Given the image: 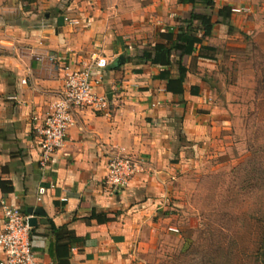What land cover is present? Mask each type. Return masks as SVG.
<instances>
[{"label": "crops", "instance_id": "0c3cea01", "mask_svg": "<svg viewBox=\"0 0 264 264\" xmlns=\"http://www.w3.org/2000/svg\"><path fill=\"white\" fill-rule=\"evenodd\" d=\"M29 2L0 0V182L12 188L0 189V203L36 219L30 239L41 264H139L153 227L170 221L179 176L230 124L204 78L215 60L201 58L200 46L192 56L173 51L170 67L145 63L143 52L168 47L161 35L172 32L174 40L193 12L213 15L204 45L216 53L227 26L241 23L256 0H214V10L179 0ZM219 10L228 17H218ZM96 59L107 65L93 69V89L108 99L109 114L75 112L64 147L41 169L36 127L62 95L64 68L81 71ZM177 63L187 72L184 92L173 94L158 76L169 70L176 79ZM121 152L139 172L125 190L110 192L107 161Z\"/></svg>", "mask_w": 264, "mask_h": 264}, {"label": "rangeland", "instance_id": "374dc122", "mask_svg": "<svg viewBox=\"0 0 264 264\" xmlns=\"http://www.w3.org/2000/svg\"><path fill=\"white\" fill-rule=\"evenodd\" d=\"M250 7L204 75L230 124L179 176L139 264H264V0Z\"/></svg>", "mask_w": 264, "mask_h": 264}, {"label": "built area", "instance_id": "2783aa9c", "mask_svg": "<svg viewBox=\"0 0 264 264\" xmlns=\"http://www.w3.org/2000/svg\"><path fill=\"white\" fill-rule=\"evenodd\" d=\"M231 12L241 14L244 10L232 9ZM50 60L56 61L54 57H50ZM106 65L104 59H96L92 67L81 71L64 68L66 74L62 95L51 105L48 115L36 127L41 169H45L64 147L67 133L76 122L75 112L103 113L108 116V99L104 95H98L93 89V69H103ZM138 172L139 164L129 155L113 153L107 161L104 186L110 192L123 191ZM44 193V189L38 192L39 196ZM0 208L3 216L0 249L4 254L0 264H41L32 250L31 227L28 225L30 217L5 201L0 203Z\"/></svg>", "mask_w": 264, "mask_h": 264}, {"label": "trees", "instance_id": "16d2710c", "mask_svg": "<svg viewBox=\"0 0 264 264\" xmlns=\"http://www.w3.org/2000/svg\"><path fill=\"white\" fill-rule=\"evenodd\" d=\"M32 1V0H27ZM181 4L191 5L193 8H200L205 10H214V0H179ZM30 3V2H29ZM218 17L227 18L223 10L217 12ZM213 15H204L191 12L187 19L181 20L177 29V33L172 38L173 33L161 35L163 38L169 39V46L157 44L150 50H145L142 59L145 63L151 65L170 67V55L173 51H179L183 56H192L196 47L200 46L199 56L206 60H214L215 49L204 45L206 38L212 35L214 25ZM197 23V25H196ZM178 77L176 79L170 78V72L163 71L158 78H163L166 81V91L169 93H183V83L186 77V69L177 63ZM0 189L2 193L7 194L12 192V188L8 187L6 183L0 182ZM264 255V254H263Z\"/></svg>", "mask_w": 264, "mask_h": 264}, {"label": "water", "instance_id": "95a60500", "mask_svg": "<svg viewBox=\"0 0 264 264\" xmlns=\"http://www.w3.org/2000/svg\"><path fill=\"white\" fill-rule=\"evenodd\" d=\"M123 62V59L121 58L120 60H119V63H122ZM35 213H37V214H41V210L39 209V208H37V209H35V211H34ZM29 214H31V211H29L28 212ZM28 225H29V227H35L36 226V219L35 218H30L29 220H28Z\"/></svg>", "mask_w": 264, "mask_h": 264}]
</instances>
